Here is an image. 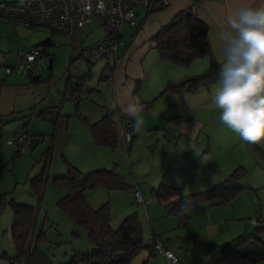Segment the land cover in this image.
<instances>
[{
    "label": "rangeland",
    "instance_id": "374dc122",
    "mask_svg": "<svg viewBox=\"0 0 264 264\" xmlns=\"http://www.w3.org/2000/svg\"><path fill=\"white\" fill-rule=\"evenodd\" d=\"M21 27L19 26L18 29ZM97 27L83 41V46H90L96 39H102L104 31L101 27ZM10 28L8 21L0 20V33H6ZM23 28L34 37L43 36L42 34L46 32L54 35L55 46L51 48L54 58L53 65L51 68L46 67L42 71L41 82L38 84L39 88L35 91L43 90L46 96L37 103L35 108L39 110L43 105L46 106L48 102V104L59 107V115L54 120H51L44 114L16 113L14 119L2 125L0 197L2 194L7 193L8 199L12 197L16 202L39 208L36 230L42 229L45 232V240L40 243V248L52 258L55 264H67L73 258L74 253H91L95 251V247L90 243L86 230L74 224L69 216L55 204L67 192L65 188L59 187L54 183L55 177L67 174V166L64 159L82 172L103 167L110 169L116 164L117 172L129 186L121 190L112 191L96 188L87 190L85 195L97 207L109 202L112 215H129L136 212L138 217L139 215L146 216V207L159 209L162 208V205L155 200L144 203V205L135 203L133 186L140 188L143 199L147 200L149 187H157L163 178L168 180L176 179L178 177L176 173L182 172L181 174L186 179H191L193 175H197V177L204 173L205 175H210L211 170L206 168L205 161L192 160V156H195V151H193L190 153L189 158H181L179 156L176 159L171 156V159L176 162L177 169L167 173L166 164L169 159L162 152L164 146L167 148V146H173L174 144L171 140H166L163 137L162 131L157 132L155 136L153 130L148 131L140 128L135 142L127 144L130 147L128 151L123 145L119 132L114 147L94 145L92 122L87 120L84 114L88 112L90 107L92 111L97 109L99 113H102L104 106L100 103L97 105L98 99L93 96V92L78 101L71 99L69 94H64L63 87L69 74L71 75V81L76 79L77 74L86 86L101 85L100 81L102 80L100 78L102 73L100 71L103 69L104 72L107 71L108 73L110 66H112L110 56L98 60L95 64H88L83 60L76 59V62L70 67L68 62L70 40L66 35L51 31L47 27H40L35 31ZM86 29L84 28L80 31V40L83 39V31ZM3 38L4 35H0V39ZM151 53H154L157 63H164L163 61L159 62V56L155 49ZM49 57L50 55H48V59ZM205 60L206 57L202 58V60H199L200 62H196L198 64L195 63L190 66L191 68H177L180 65L165 66L168 68H165L164 74L166 72L172 76H180L182 69H186L185 72L191 73L202 72L206 68L202 67L200 63ZM14 63L15 58L12 54H0V78L5 77L4 68L10 67ZM167 63L171 64L165 62L160 64V67H162L161 65H168ZM152 68L154 67L149 66V76L143 84V91L147 94L153 92L162 76V70L157 71ZM175 69L181 70L174 72ZM49 76L51 78L48 82ZM7 77L9 83L12 78H16L15 80L20 81V83L30 84L29 78L21 74L12 73ZM217 86L218 83L211 84L209 90L204 91L206 93V95L204 94V99H206L211 113V115L207 116L209 118L208 127L216 131V135L219 138H214L212 141L211 162L214 167L218 164L219 170L227 175L235 168L232 167L234 162H239L245 167L246 173L239 181L233 183L237 186H245V189L240 191L233 199L232 204H230L232 205L231 207H234L236 216L233 217L234 220H228L227 225H230L229 228L238 227L243 229L245 224H247V232L251 233L253 227H255L251 224V219L264 218V153L259 150H264V142L258 143V145L247 144L220 121V110L212 102V96ZM98 90H100L99 93L103 94L105 99L109 96V88L99 87ZM25 92L29 93L30 91ZM81 103L83 108L80 106ZM202 103L200 101L197 106ZM110 104L113 105L112 101ZM113 109L114 107L111 106L112 111ZM21 131L28 133L30 137H35L37 141L27 152L16 155L17 146L9 144L8 141L13 140L15 135ZM218 131L224 135H219ZM256 146L260 148L258 149ZM44 168L45 181L38 195L32 188L31 178L39 174ZM214 180H218L215 181L217 183L222 178ZM208 182L207 189L215 184L212 183V179H209ZM152 183L156 184L153 185ZM189 208L188 210H190ZM12 220L13 210L8 203H4L0 208V244L7 252L4 254L11 256L15 254V247L10 234ZM74 234H77V236H74ZM236 235L233 238L237 237ZM260 238L264 241V233L260 234ZM2 259L7 262L5 258L2 257ZM257 264H264V260L259 261Z\"/></svg>",
    "mask_w": 264,
    "mask_h": 264
},
{
    "label": "crops",
    "instance_id": "0c3cea01",
    "mask_svg": "<svg viewBox=\"0 0 264 264\" xmlns=\"http://www.w3.org/2000/svg\"><path fill=\"white\" fill-rule=\"evenodd\" d=\"M152 6V10L138 8L136 10L135 24L123 27L122 43L118 45L116 51L117 57L120 58L119 65L115 66L113 59L110 56L112 66H110L108 73L107 71L104 72L103 69L100 71L105 75H109L107 77L110 81L109 84H104L103 81L105 80H103L100 81L101 85L99 84V86L91 87L86 86L81 80L82 82L80 81V83L82 84V88L87 87L90 91L83 94L82 98H77V100L79 101L80 99L85 98L89 93L93 92V96L98 99L97 105L100 103L104 106V111L102 113H99L97 109L92 111L91 107L88 109V112H85V118L90 120L92 124L105 115H109L114 119L115 122H117V126L119 119L126 121V119L129 118L135 122L134 118L129 116L124 109L130 104H136L142 109L139 112V118L142 121L140 128L148 131L153 130L155 136L157 132L162 131L163 137L165 136V129L177 131V139L175 141L171 140L174 145L167 146V148L164 146L162 152V154H165L169 159L168 163L166 162L167 173H170L172 170L176 171L177 169L176 162L171 159V156H174L176 159L179 158V156H181V158H189L190 153L195 151V156H192L193 161L194 159L202 160V157L204 158L205 165L207 166L206 168L211 170L210 175H205L204 173L201 175L198 174V177L197 175H193V178L186 179L181 174L182 172H175L178 176L176 179L168 180L167 178H163L157 187L150 186L149 197L147 200L144 199L145 203L155 200L162 205V208L149 209L146 207V216L139 215V220L142 225L145 240L149 242L152 234L159 235L164 248L171 251L178 258L179 264H206L211 255L218 249L219 245L229 241L236 234V236H238L243 233H250L247 232V224L245 223L243 229L238 227L229 228L230 225H227V221L234 220L233 217L236 216L234 207H231L232 205H230L233 200L227 203H216L214 205L210 203H201L191 206L190 208L189 206L185 207L184 211L189 215V221L186 227H180L176 217L166 213L165 206L169 202L177 200L181 194L199 192L202 191L201 188L207 189L206 187L209 184V179H212V183H215V181L218 180L214 179L222 178L221 181H223L230 175L224 174L219 170L218 164L214 167L211 162L213 152L212 141L214 138H219L216 135V131L208 127L209 118L207 116L211 115V113L207 106V101L204 99V96L206 95L204 91H208L209 86H211V84H217V82L200 85L193 92L181 90L177 93L165 92L158 96L169 81L177 82L186 76L198 74L200 72L191 73L185 72L186 69H182V71H180V76H172L166 72L164 74L165 68H168L165 66L178 65L167 63L168 65H161L162 67H160V64H164L165 62L157 63V61H155V55L154 53H151L152 50H156L152 37L160 27L172 21L178 13L186 9L191 10V6H194V15L208 26V40L212 56L218 63H221L223 60V50L218 39V33L227 30V17L241 7H262L264 6V0H168L165 5L162 4L161 0H157ZM9 25L11 28L6 31V33H0V35H4V38L0 39V54H12L16 61L17 51L40 44L46 38L51 37L52 46L47 49V53L52 57L53 65L54 58L51 53V48L55 46L53 34H48L46 32L42 34L43 36L34 37L31 34H28L23 28L25 27L23 25H15L12 23H9ZM19 26L22 27L18 29ZM97 26L96 18L91 19L87 24L85 27V29H87L83 31V39H79V43L82 47H92L100 40L96 39L92 42V45L90 44V46L82 45L83 41L89 37L90 33L98 28ZM37 28L28 29L35 31ZM69 45V47L72 46L71 41ZM158 60L159 62L161 61L160 58ZM199 60H202V58L195 59L188 65V67L178 66L177 68H191L190 66L196 62H200ZM68 62L71 67L76 61L74 60L71 62L69 59ZM200 65L207 69L209 66V59L206 57V60L202 61ZM149 66L154 67L152 69L157 71L162 70L161 79L158 80L159 83L151 94L144 93L143 91V84L147 81L149 76ZM111 69H113L112 72H110ZM179 70L181 69H175L174 72ZM112 73L113 75H111ZM7 76L8 75H5V77L0 78V116H8L14 119L16 113L31 112L30 115H39V113L44 110L46 113L43 112L42 114L47 115L48 117L50 114L51 116L54 114L56 115L53 116L52 120L58 117L59 110L56 111V107L58 106L48 104V102L46 103V106L43 105L39 110L35 108L37 103L46 96L43 90L35 92L37 88H39L38 84L41 82V75L38 82H30L29 80L30 84L20 83V81L15 80L16 78H12L9 83ZM76 77L79 81L80 78L77 74ZM50 78L51 76L47 79L48 82ZM70 79L71 75L64 82V94H69L68 82L71 81ZM99 87L110 89L109 96L106 99L103 97V94L99 93ZM28 90L30 91L29 93L25 92ZM96 93L98 94L96 95ZM153 99L154 101L151 104H148ZM111 101L113 105L110 104ZM200 101L203 103L197 106ZM80 106L83 108L82 103ZM111 106L114 107L113 111L111 110ZM53 110H55L54 113ZM56 112L58 113L56 114ZM49 119L51 118L49 117ZM159 124L160 126H158ZM217 133L221 136L224 135L219 131ZM127 144L133 143H123L128 151L130 147H128ZM256 147L258 148V146ZM259 150L264 153V150ZM239 166L244 167L242 164H239V162L232 163V167H235L233 170ZM152 184L155 185L156 183ZM161 186L169 189H177L178 192L172 196H167V193L163 192L161 198H156L153 195L154 191ZM139 190L142 192L140 188ZM85 197L92 207H97L96 204L93 202L92 204L89 201L86 195ZM161 199H167L168 203H160ZM188 208L190 210H188ZM125 216L127 215H112L111 226L116 228ZM255 228L256 227H253V230ZM251 244H253V242L250 243V246ZM4 253L7 252L0 244V264H9L8 261L6 262L2 259ZM129 264H168V261L166 256L161 253L153 252L151 254L148 249H143L136 254Z\"/></svg>",
    "mask_w": 264,
    "mask_h": 264
},
{
    "label": "trees",
    "instance_id": "16d2710c",
    "mask_svg": "<svg viewBox=\"0 0 264 264\" xmlns=\"http://www.w3.org/2000/svg\"><path fill=\"white\" fill-rule=\"evenodd\" d=\"M152 9L153 6L149 10ZM152 40L155 43L159 58L163 62L188 66L195 59L204 57L209 59L207 69L198 74L186 76L177 82L169 81L158 96L165 92L177 93L181 90L193 92L200 85L218 83L221 63H218L212 56L208 40V26L198 19L190 9L181 11L172 21L160 27ZM35 46H40L47 52V49L52 46L51 37L31 47ZM28 48L30 47L25 49ZM112 71L113 69L110 70V72ZM108 76L102 73L100 79L102 81L107 80ZM27 78L30 82H38L40 77ZM80 81L81 79L77 80L75 87L68 88L69 91H67L70 95L74 92L86 94L90 91L87 87L82 88ZM70 98L77 100V98ZM153 101L154 99L148 104ZM58 110L59 107H56V111ZM43 112L45 111L43 110ZM43 112L41 111L39 115ZM54 112L55 110H53ZM53 116L49 115L51 120ZM11 120V117L0 116V145H2V125ZM91 128L95 144L112 147L116 145L118 126L117 122L109 115H105L91 124ZM15 153L16 155L20 154L18 150ZM64 160L67 166V174L55 177L54 183L65 188L67 192L55 204L69 216L74 224L86 230L90 243L95 247V251L91 253H74L73 258L67 264H129L136 254L143 249H148L152 254L154 252L152 244L145 240L142 225L136 212L125 216L121 223L113 228L111 226L112 213L109 202L94 208L85 197L87 190L102 188L112 191L129 186L117 172L116 165L110 169L99 168L82 172L68 163L66 159ZM245 173L246 169L239 166L223 181L206 190L179 195L177 200H173L165 206L166 213L176 217L180 227H186L189 215L184 211L185 207L201 203L214 205L232 201L240 191L245 189V186L233 185ZM44 181L45 168L31 178L32 188L38 195L42 190ZM163 192H166L167 196H172L178 191L177 189L161 186L154 191L153 195L156 198H161ZM6 195L7 193H4L0 197V208L4 203H8L13 210L10 234L15 247V254L12 256L3 254V258L9 264H55L52 258L40 248V243L45 240V232L42 229L36 230L39 208L16 202L12 197L8 199ZM261 233H264V227L259 226L251 233L240 234L222 243L206 264H257L259 261L264 260V241L260 238ZM74 236H77V234H74ZM251 242L253 244L250 246Z\"/></svg>",
    "mask_w": 264,
    "mask_h": 264
},
{
    "label": "built area",
    "instance_id": "2783aa9c",
    "mask_svg": "<svg viewBox=\"0 0 264 264\" xmlns=\"http://www.w3.org/2000/svg\"><path fill=\"white\" fill-rule=\"evenodd\" d=\"M157 0H24L18 1L0 0V20H6L12 24L23 25L27 28L47 27L51 31L66 35L71 41L70 61L83 60L88 64H95L98 60L111 56L115 66L120 63L116 51L122 43V29L136 22V10L138 8L150 9ZM167 4L168 0H161ZM194 12V6H191ZM97 19V25L104 31L102 39L92 47H82L79 43V33L91 19ZM16 61L10 67H5V74H21L26 77H36L48 67V53L40 46L30 47L16 52ZM49 68V67H48ZM70 77V74H69ZM109 80L103 81L109 84ZM75 80L68 82V88L75 87ZM72 98H82L83 94L74 92ZM134 121L131 119L118 120V132L124 144L134 143L138 131H134ZM166 139L175 141L178 132L167 129L164 131ZM35 137H30L26 132H19L9 144H14L20 153L27 152L36 143ZM135 203H145L138 187H133ZM160 203L167 204V199H161ZM251 224L255 227H264V218H253ZM149 242L155 253L166 256L168 264H179L178 258L164 248L159 236L151 235Z\"/></svg>",
    "mask_w": 264,
    "mask_h": 264
},
{
    "label": "clouds",
    "instance_id": "9594fccd",
    "mask_svg": "<svg viewBox=\"0 0 264 264\" xmlns=\"http://www.w3.org/2000/svg\"><path fill=\"white\" fill-rule=\"evenodd\" d=\"M226 23L227 30L218 33L223 60L212 102L220 121L255 145L264 142V6L238 8ZM141 110L136 104L124 109L135 120L134 131L142 124Z\"/></svg>",
    "mask_w": 264,
    "mask_h": 264
},
{
    "label": "water",
    "instance_id": "95a60500",
    "mask_svg": "<svg viewBox=\"0 0 264 264\" xmlns=\"http://www.w3.org/2000/svg\"><path fill=\"white\" fill-rule=\"evenodd\" d=\"M51 65H52V57H49V59H48V67H51Z\"/></svg>",
    "mask_w": 264,
    "mask_h": 264
}]
</instances>
